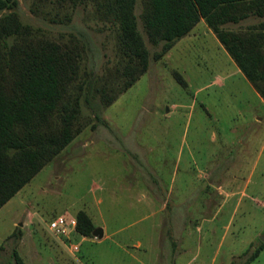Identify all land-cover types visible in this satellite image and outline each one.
Returning <instances> with one entry per match:
<instances>
[{
	"label": "rangeland",
	"instance_id": "rangeland-1",
	"mask_svg": "<svg viewBox=\"0 0 264 264\" xmlns=\"http://www.w3.org/2000/svg\"><path fill=\"white\" fill-rule=\"evenodd\" d=\"M18 1L35 36L84 46L83 130L0 209V264H17L14 249L25 264H242L262 246L250 264H264V99L207 23L156 60L162 44L149 40L138 0L150 66L121 92L118 26L93 2ZM81 210L96 225L92 237L49 229Z\"/></svg>",
	"mask_w": 264,
	"mask_h": 264
},
{
	"label": "trees",
	"instance_id": "trees-1",
	"mask_svg": "<svg viewBox=\"0 0 264 264\" xmlns=\"http://www.w3.org/2000/svg\"><path fill=\"white\" fill-rule=\"evenodd\" d=\"M91 1L98 16L118 26L121 61L116 71L121 92L150 66V51L139 30L138 0H39L76 7ZM141 18L149 40L162 44L161 59L175 43L204 20L239 69L264 99V21L245 30L227 28L251 16L264 18V0H142ZM18 0H0V209L16 196L83 130L81 92L76 81L85 48L78 40L63 43L35 36L19 13ZM176 79L187 86L181 73ZM103 98L114 101L106 88ZM80 235L92 237L96 225L84 210L77 214ZM14 232L10 238H19ZM263 246L242 264L255 261ZM249 251L244 254H248ZM12 256L25 264L19 251Z\"/></svg>",
	"mask_w": 264,
	"mask_h": 264
},
{
	"label": "built area",
	"instance_id": "built-area-1",
	"mask_svg": "<svg viewBox=\"0 0 264 264\" xmlns=\"http://www.w3.org/2000/svg\"><path fill=\"white\" fill-rule=\"evenodd\" d=\"M49 229L62 237L70 238L71 235L80 234L78 231V220L75 217H66L64 215H59L54 218L50 224ZM72 248L74 250H79L78 244H73Z\"/></svg>",
	"mask_w": 264,
	"mask_h": 264
},
{
	"label": "water",
	"instance_id": "water-1",
	"mask_svg": "<svg viewBox=\"0 0 264 264\" xmlns=\"http://www.w3.org/2000/svg\"><path fill=\"white\" fill-rule=\"evenodd\" d=\"M96 235H98L99 237H103L104 236V229L103 228H98L96 230Z\"/></svg>",
	"mask_w": 264,
	"mask_h": 264
}]
</instances>
